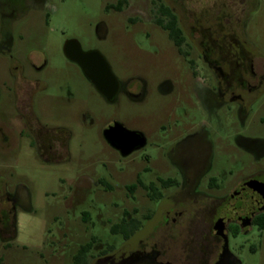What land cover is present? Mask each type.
<instances>
[{"label": "rangeland", "instance_id": "1", "mask_svg": "<svg viewBox=\"0 0 264 264\" xmlns=\"http://www.w3.org/2000/svg\"><path fill=\"white\" fill-rule=\"evenodd\" d=\"M47 1V7H29L14 16L17 18L11 25L12 54L24 62L29 49L44 50L47 63L36 76L46 80L49 87L39 97L47 100L39 108L40 116H58L81 136V142L79 148L71 149V159L59 162L42 159L24 138L15 148L0 151V185L4 183L9 192L18 186L24 189L16 205V235L6 249L0 243V264H74L73 255L78 248L91 244L86 253L88 264L110 246L119 248L122 234L112 233L111 226L131 217L143 222L157 207L156 199L148 197L145 190L136 186L131 192L127 185H136L137 173L147 183L171 170L166 163L141 158L149 146L122 158L101 136V129L110 118L146 130L165 123L167 120H162L169 97L151 93L141 105L128 103L123 97L116 103H107L61 50L69 36L82 48L95 47L118 78L128 69H138V63L146 62L161 64L156 65L160 66L157 74L168 72L170 61L162 56V47L171 43L165 31L145 21L163 17L155 0H126L120 10L115 8L118 0ZM244 1L192 3L197 14L201 13L199 17H218L220 11L225 17L229 13L245 17L242 36L255 54L257 72L264 73V0ZM163 3L168 6L174 1ZM176 9L184 13L179 5ZM44 17H50L48 24ZM126 17H142L144 22L125 28ZM99 21L107 26L104 37L95 31ZM2 26L0 18V34ZM147 32L149 38H145ZM154 51L161 54L154 56ZM10 64L7 54L0 50V81L9 76ZM149 72L151 77L153 73ZM58 94L62 101L57 105L54 98ZM249 97L252 102L246 110H240L235 103H224L219 112L207 118L211 132L220 130V148L217 143L208 174H220L225 190L250 177L257 187L264 188V80ZM4 108L5 115L0 119L17 128L16 113L8 102ZM14 136L19 138L18 134ZM260 227L263 229L252 225L247 234L229 236V247L241 264H264V225ZM106 256L98 261L104 262Z\"/></svg>", "mask_w": 264, "mask_h": 264}, {"label": "flooded vegetation", "instance_id": "2", "mask_svg": "<svg viewBox=\"0 0 264 264\" xmlns=\"http://www.w3.org/2000/svg\"><path fill=\"white\" fill-rule=\"evenodd\" d=\"M173 1L168 7L174 17L145 19L165 31L171 43L162 47V56L170 61L166 73H156L161 64L146 62L138 63L136 71L128 69L118 78L106 60L113 79L110 81L103 70L95 72L105 76L100 79L106 93L103 94L84 75L80 65L64 55L81 69L107 103H116L123 97L128 103L141 105L151 93L170 100L162 120H167L168 124L161 122L152 130L129 126L117 118L104 123L101 136L120 157L149 146L141 158L147 162L166 163L171 170L156 175L147 183L136 174V185L129 184L127 188L135 190L137 186L145 190L148 197L156 199L157 207L143 222L132 217L121 219L122 225L136 222L138 226L127 237L122 235L119 248L110 246L88 264H241L229 247V236L247 234L252 225L263 229L260 226L264 225V203H255L254 179L247 178L225 190L220 174H208L215 145L218 143L220 148V130L211 132L207 118L219 112L224 103H235L240 110H246L252 102L249 97L252 90L264 80V73L256 70L255 54L242 36L246 19L232 13L225 17L223 11L218 17H199L201 13L197 14L192 3L197 0ZM177 5L183 14L176 9ZM40 6L47 7L48 1L0 0V14L5 16L0 17L3 20L0 50L7 54L11 63L9 76L0 81V116L5 115L4 103L8 102L19 121V126L14 128L10 121L0 119V151L15 148L24 138L42 159L59 162L72 158L71 149L80 147L81 136L72 132L66 122L58 120V116H55L57 119L40 116L39 108L47 100L39 97L49 87L46 80L36 76L47 63L44 50L29 49L24 62L12 54L11 25L17 18L14 16L26 8ZM135 18L126 17L125 28L144 22L142 17ZM44 21L48 24L50 17H44ZM170 22L175 29L164 28ZM95 31L104 37L106 23L99 21ZM149 37L147 32L145 38ZM69 39L74 38L64 39L62 52ZM90 49L96 48H82L84 51ZM158 54L161 53H153L154 56ZM149 71L153 73L151 77ZM61 98L62 95H56L54 102L60 104ZM216 120L219 121L218 117ZM112 143L133 146V149L122 155ZM21 189L23 187L18 186L9 192L4 183L0 185V243L4 249L16 235V205L21 200ZM105 255L108 259L99 262Z\"/></svg>", "mask_w": 264, "mask_h": 264}, {"label": "water", "instance_id": "3", "mask_svg": "<svg viewBox=\"0 0 264 264\" xmlns=\"http://www.w3.org/2000/svg\"><path fill=\"white\" fill-rule=\"evenodd\" d=\"M63 53L68 59L77 62L80 65L84 75L96 85L100 92L106 94L103 90L104 86L101 85L100 81V79H105V76L96 75L95 72L96 70L105 71L110 81L113 79V76L111 75L112 73L107 64L106 59L97 49H90L84 51L75 39H69L63 45ZM94 64H97V66H101L95 67L96 65L94 66ZM112 145L115 148L119 149L122 155H127L133 149V146H118L115 143H112ZM255 190V203H264V188L256 186Z\"/></svg>", "mask_w": 264, "mask_h": 264}, {"label": "trees", "instance_id": "4", "mask_svg": "<svg viewBox=\"0 0 264 264\" xmlns=\"http://www.w3.org/2000/svg\"><path fill=\"white\" fill-rule=\"evenodd\" d=\"M155 2L157 3V10H159L160 14L163 17H174V15L172 14L169 7L167 5H165L162 1L155 0ZM124 3H126V0H118L117 4L115 5V8L117 10H120L122 4H124ZM164 28H166L168 30L175 29L174 24L172 22L164 25ZM131 190H132V188L130 187L129 191H131ZM137 226H138V223H136V222L135 223H129L127 226L122 225V224H118V225L111 226L110 230L112 233H120L124 237H127L128 235H130L134 231V229L137 228ZM90 245L91 244H85V245H81L78 248V251L73 255L74 264H87L86 253L89 251Z\"/></svg>", "mask_w": 264, "mask_h": 264}]
</instances>
